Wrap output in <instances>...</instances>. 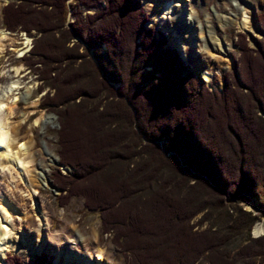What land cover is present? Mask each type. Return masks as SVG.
I'll return each mask as SVG.
<instances>
[{"label":"trees","instance_id":"trees-1","mask_svg":"<svg viewBox=\"0 0 264 264\" xmlns=\"http://www.w3.org/2000/svg\"><path fill=\"white\" fill-rule=\"evenodd\" d=\"M67 1L0 9L1 27L32 37L21 59L56 116L55 153L70 169L51 173L59 204L81 195L125 264H264L256 217L224 200L264 199V37L250 47L236 34L238 78L224 72L208 89L146 26L139 0ZM51 261L41 251L32 264Z\"/></svg>","mask_w":264,"mask_h":264},{"label":"rangeland","instance_id":"rangeland-1","mask_svg":"<svg viewBox=\"0 0 264 264\" xmlns=\"http://www.w3.org/2000/svg\"><path fill=\"white\" fill-rule=\"evenodd\" d=\"M139 1L143 6V10L148 14L146 26H151L153 31L163 34L167 40L165 46L174 47L182 61L201 76L208 89L214 87L220 89L222 87L221 75L224 72L233 71L234 69L237 72V67L234 68V62L238 56L236 34H243L247 45L250 47H255V41L263 37L261 33L255 31L256 35L253 38L252 35L232 26L226 27L224 30L218 29L217 21L223 12L217 8L219 0H193L191 7L198 15V19H195L196 21L193 20L196 23V27L200 25L210 28L211 32H216L217 38L222 39L227 47L225 56L218 58L219 61H217V59L210 57L207 52L202 53L204 44L195 39V36L199 38L201 28L198 27L199 31L198 28H188L189 19L187 20L184 16L179 19L176 17V13L164 20L160 19L155 8L166 5V0ZM69 2L71 0L67 1V3ZM169 2L173 6L185 4L187 0H169ZM261 2L262 0H249L245 4L243 3L244 8L251 9V20L256 27L259 26L256 14L262 10ZM4 4L5 0H0V9ZM227 12L236 13L233 7L229 8ZM1 30L6 33V38L2 40L3 45L0 46V97L8 99L20 98L15 109V116L17 118L20 117V119L22 114L29 110H26V103L31 104L36 101L35 111L28 116L24 123L22 122L18 133L20 139H24L28 131L32 133L34 145L30 152L35 155L32 163L33 169L35 164L46 160L45 151L56 156L57 120L55 114L42 104V95L47 90V87L40 91L38 90L40 81L26 68L21 59L24 54L28 53L32 37H26L27 35L23 32L4 30L1 27L0 15V33ZM186 30L192 32L194 36L190 39L188 37L184 38V36L188 35ZM205 33L208 34L206 30ZM206 72L212 76L208 81L204 78ZM209 81L211 82L208 83ZM16 82L19 85L17 90H7ZM29 89L30 97H25L26 91ZM49 92L51 94L52 89ZM41 114L44 118L45 116H51L52 121L47 123L45 128L41 123L33 127L34 119ZM56 167L57 165L54 164L49 168L48 176L50 179L51 173L55 171ZM59 171L61 173H69L70 169L65 171L59 168ZM162 175L165 176V174ZM59 193L58 189L51 191L46 188H37V193L31 197L22 185L13 183L9 173H0V195L7 198L15 206L16 211L18 210L16 212L17 216H13L10 219V224L14 240L21 246H18V249L21 250L20 252L10 250L5 253L4 258L13 256L15 261H17L16 264H32L31 258L36 253L44 251L54 259L51 261L54 264H80L77 255L95 260L99 255L98 248H100L104 264H125L123 255L111 243L109 233L101 232L97 212L90 211L84 207L81 195H72L64 205H60L56 198ZM224 196L225 201H233L235 204L240 205L243 210L256 217L250 227V237L256 238L264 234V199L260 201L259 196L255 194L253 189H251V193L242 195V198H237V195L231 196L228 192ZM199 216L196 215L191 220L192 224L197 223ZM41 219H44L45 222L43 223H46V226H43L42 234L38 231ZM258 224H261L263 229L260 233L255 234L254 228ZM195 226L193 229L196 228ZM204 226L205 224H202L201 228H204ZM76 235H80L83 241H78ZM33 238L36 240H32ZM213 260H215V257ZM208 262L206 259H198L195 264H207ZM237 264L241 263L237 262ZM254 264L262 263L255 262Z\"/></svg>","mask_w":264,"mask_h":264},{"label":"bare ground","instance_id":"bare-ground-1","mask_svg":"<svg viewBox=\"0 0 264 264\" xmlns=\"http://www.w3.org/2000/svg\"><path fill=\"white\" fill-rule=\"evenodd\" d=\"M166 1V5L155 8V10L158 11L157 15L161 20L169 18L172 14L174 15V13L177 14L176 17L179 19L184 16L187 20L189 19L188 22L190 21L188 28H201V32H199V38H197L198 36H195V39L204 44L202 53L207 52L210 57L217 59V61H219L218 58L225 56L227 53V47L225 46L222 39L217 38L216 32H211L210 28H205V26L197 25L196 27V23L193 22V20L198 19L196 11L191 7V2L193 0H187V3L185 2V4L173 6L169 0ZM248 1L249 0H219V5L217 8L223 12L217 21L218 29L224 30L226 27L232 26L244 31L245 33H248L249 35H252L253 38H255V31L258 32V30L251 20V9L244 8V4ZM232 7L236 11L235 14L232 12H227L229 11V8ZM204 29L208 34L205 33ZM186 34L188 35L184 36V38L188 37V39H190L192 36H194V34L192 32H188V30H186ZM5 38L6 33L1 30L0 46L3 45L2 40ZM211 77V74H208L207 72L204 74L206 81L210 80ZM17 84L18 82L13 84L12 87L7 88V90H17L19 86ZM25 97H30V89L26 91ZM19 101V97H14L12 99L0 97V173H9L13 183L16 185H22L32 197L37 193V188H46L51 191L53 190L51 182L48 179V170L52 165L56 164L57 157L54 154L45 151V155L47 156L45 158L46 160H42L39 164H35L34 168L32 169V163L34 161L33 158L35 157V155L30 152V149L34 145L32 133L28 131L24 139H20L18 137V133L22 122L24 123L28 116L30 114L32 115V113L35 111L36 101L31 104L26 103V110H29L22 114L21 119L20 117L17 118L15 116V109ZM50 121H52L51 116H45L44 118V116L41 114L36 119H34L32 126L34 127L35 125L41 123V125H43L45 128V125ZM17 211L15 206L7 198L0 195V264H2V260L6 252L10 250L15 252L21 251L18 249V246L21 247L20 244L14 240V235L12 233V227L10 224V219H12L13 216H17ZM43 222H45L44 219H41L40 228L38 230L40 234H42V230L44 229L43 226H46V223ZM262 229L263 226L261 224L256 225L254 228L255 234L260 233ZM76 236L78 237V241H83L80 235ZM35 238L32 240H36ZM98 252L99 255L95 260L83 258L77 255L79 257L78 262H80V264H104L102 250L98 248Z\"/></svg>","mask_w":264,"mask_h":264},{"label":"water","instance_id":"water-1","mask_svg":"<svg viewBox=\"0 0 264 264\" xmlns=\"http://www.w3.org/2000/svg\"><path fill=\"white\" fill-rule=\"evenodd\" d=\"M259 30V33H261V34H263V31L259 28L258 29ZM235 75H236V77L238 76V74H237V72L235 71ZM261 113H259L260 115H262V116H264V113L262 112V111H260ZM63 168H64V166H63ZM65 169V168H64ZM54 187V186H53ZM55 188V187H54ZM2 264H5L4 262H2Z\"/></svg>","mask_w":264,"mask_h":264}]
</instances>
